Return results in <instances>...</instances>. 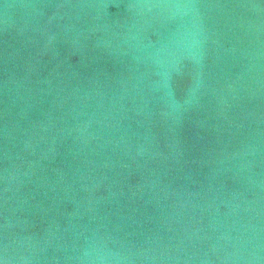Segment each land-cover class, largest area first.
<instances>
[{
    "label": "water",
    "instance_id": "water-1",
    "mask_svg": "<svg viewBox=\"0 0 264 264\" xmlns=\"http://www.w3.org/2000/svg\"><path fill=\"white\" fill-rule=\"evenodd\" d=\"M0 264H264V0H0Z\"/></svg>",
    "mask_w": 264,
    "mask_h": 264
}]
</instances>
